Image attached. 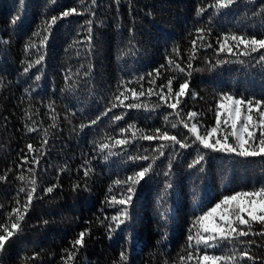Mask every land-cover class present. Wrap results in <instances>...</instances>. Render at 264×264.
I'll return each instance as SVG.
<instances>
[{"label": "trees", "instance_id": "trees-1", "mask_svg": "<svg viewBox=\"0 0 264 264\" xmlns=\"http://www.w3.org/2000/svg\"><path fill=\"white\" fill-rule=\"evenodd\" d=\"M89 3L90 0H85L84 5L79 0H24L21 5L19 0H0V177L6 176L0 180V224L10 225L8 213L19 207L17 199L23 205L26 197L17 193L21 187H31L30 179L37 180L36 196L40 197L34 199L22 232L0 255V264H62L61 257L66 255L63 250L70 248V241L86 229H90V236L85 237L86 247L69 264H113L125 249L129 264H178L196 216L224 195L264 186V157L245 159L214 153L195 144L187 149L176 146L175 152L166 149V155L156 162L157 174L137 188L131 225L121 226L109 239L104 226L107 221L101 224L105 215L110 217L116 212L104 203L108 187L116 178L124 179L138 170L139 163L127 161L123 154L105 162L95 145L108 136L123 138L120 128L129 123L149 133L168 127L164 117L172 112L156 95L146 94L138 102L147 105V109L117 107L102 115L111 107L113 96L124 90L122 82L131 81V87L139 91L142 86L147 93L149 87L159 91V86L171 76L177 77L173 81L174 90L184 78L189 79L190 92L197 95L184 98L183 110L201 113L200 122L207 126L215 123L220 93L264 97V66L256 64L259 54L245 57L241 55L242 46L234 48L232 54L219 52L217 43L227 33L264 36V14H259L264 0H239L219 15H214L215 10L209 7L215 0H119V3L97 0L94 16L85 12L58 20L46 46L41 47L40 37L32 35L51 16H59L73 7L83 10ZM199 8L205 11L198 16ZM253 12L258 14L254 16ZM17 14L21 18L13 25L11 21ZM87 20L93 21L91 51ZM199 28L207 33L203 41L197 38ZM29 38L36 47L25 51ZM208 44L212 47H207ZM41 54L45 57L41 64L23 75L27 62L35 61ZM192 55L195 58L190 61ZM169 59L184 67L185 73L174 71V66L169 68ZM189 62L191 69L187 67ZM157 68L161 72L158 78L153 72ZM189 71L191 77H187ZM85 72L89 74L85 76ZM150 72L152 76L148 75ZM35 75L41 79L35 81ZM66 75L71 79L66 81ZM141 76L144 79L137 83ZM153 78L156 84L150 85ZM129 102L131 99L125 103ZM49 103L55 112L48 107ZM157 103L161 106L153 107ZM125 112L123 120L113 123L114 115ZM97 116H100L97 124L80 130L81 124H90ZM169 121H174V114ZM34 122V126L48 129L49 143L44 149L46 155L36 167V175L32 176L28 168L35 165L21 166V157L27 154L31 159L36 154L27 152V144L40 145L42 132L26 130V125ZM53 123L57 127H49ZM168 130L187 135L183 127ZM157 143L137 141L127 151L137 155L148 149L147 154H151ZM198 148L205 153L204 172L197 170L201 165L188 167L197 157ZM169 156L174 187L169 190L166 203H162L164 184L169 179L163 172L167 170ZM85 161L90 165H85ZM88 166L94 171L85 178L83 172ZM21 173L24 181L18 179ZM75 184L81 187L74 191ZM52 185L59 186L45 194L44 189ZM164 207L169 213L166 227L161 219ZM253 239L261 242L260 237ZM251 251L264 258V247L252 245ZM35 254L38 257L31 259Z\"/></svg>", "mask_w": 264, "mask_h": 264}, {"label": "snow or ice", "instance_id": "snow-or-ice-1", "mask_svg": "<svg viewBox=\"0 0 264 264\" xmlns=\"http://www.w3.org/2000/svg\"><path fill=\"white\" fill-rule=\"evenodd\" d=\"M23 5L24 0H19ZM119 3V0H116ZM239 0H215V3L209 5V7L215 10L214 15H219L222 10L230 9L236 5ZM81 5L85 4V0H79ZM97 4V0H90V3L83 10H78L76 7L66 9L60 12L59 16L53 15L48 20L43 22L42 29L33 32V36L40 37V46L44 47L49 39V34L57 21L73 15H84L88 12L91 15H95L93 11ZM205 9L199 8L197 15H201ZM258 13L253 12V15ZM264 14V5L261 6V12ZM152 15L151 12L148 13ZM20 14H17L11 21L13 25H16L20 20ZM93 21L87 20L88 25L87 43L89 45V51H91L93 41V28L91 27ZM198 39L203 41L205 39V29L199 28L196 30ZM210 31V30H209ZM43 33V34H42ZM131 44V41L129 42ZM193 50L196 48V41L193 42ZM219 44V52L233 53L234 48H243L241 55L245 57H251L254 53L259 54L256 59V64L264 66V36L258 38L256 35L227 33L217 41ZM36 47L35 43L29 38V41L25 44V51L30 48ZM207 47H212L208 44ZM174 51L178 52L177 49ZM195 56L189 57L191 61ZM45 59L41 54L35 61L27 62L23 68V75L29 74L32 68L36 65H40ZM228 61H218L219 64L227 63ZM244 64L245 61H237ZM169 68H173L174 71L179 73H185V68L174 60H168ZM164 66L161 65V68ZM187 67L192 68L191 62ZM200 71V69H195ZM155 77L158 78L161 74L160 68L154 69ZM79 75V73H76ZM89 73L85 72L87 76ZM152 76L153 73H148ZM192 72H187V77H191ZM156 78L149 80L150 85L156 84ZM41 79L40 75H35V81ZM66 81L70 80V76H65ZM144 76L139 77L137 83L143 80ZM176 76H171L167 79L166 84L159 86V91H155L152 87L147 89L145 93L143 87L137 91L136 88L131 87V81L124 84L123 91H119L118 94L113 96V102L102 115L106 116L109 112L117 107H123L128 110L141 108L147 109L148 106L139 103L140 97L156 95L158 100L163 103V106L171 109L168 115L164 117L165 121L173 130L183 127L187 130V135H181L179 132L175 134L165 128L153 129L150 133L145 129L137 128L134 123L127 124V127L120 128V134L123 138L105 137L104 142H99L95 145L96 149L102 155V158L107 162L113 156L126 157L127 161L137 164L139 163L138 170L132 171L130 175H127L124 179L116 178L112 181V184L108 187V194L105 196V205L109 208H115L116 212L112 216H104L101 220V224L107 221L104 226L107 229L109 239L121 226L129 227L133 220L132 207L134 205V198L137 194V188L142 182H147L152 178L155 172L156 162L161 157L166 155V149H171L175 152L176 146L179 149H187L192 145H198L199 148L211 150L214 153H226L241 158L250 157H264V97L257 98L252 96H237L234 93H220L216 101L214 119L215 123L212 126L203 125L200 122L201 113L196 111L183 110L182 103L185 97H196L195 92H190L189 79L184 78L182 83H179L177 89H173V81L176 80ZM166 89V91H165ZM131 99L132 102L125 103ZM161 104L157 103L153 107H160ZM48 107L52 112H55V108L52 103L48 104ZM174 114V121H169V116ZM75 115V113H73ZM127 113H121L120 115L113 116V123L124 119ZM31 116L28 119L31 120ZM55 121V116L52 117ZM100 120V116L90 121V124H81L80 130L95 125ZM26 125L28 133L42 132V139L39 147H34L29 143L26 145L28 153H36L29 159L25 154L21 157L23 164H32L35 167H29L28 172L32 176L36 175V167H39L41 158L46 155V149L49 143L48 129H41L37 126ZM49 127L55 128L57 125L53 123ZM130 134V135H128ZM137 141H157V146L151 150V154L148 149L144 150L145 154L131 155L127 149L133 146ZM119 148L120 151H114ZM198 148L197 157L188 164V167L195 168L197 165H201L197 170L204 172L202 162L205 160V153L200 152ZM85 165H90L89 161H85ZM172 158L169 156L167 170L163 172L165 177H168L164 184V191L161 196L162 203H166L169 190L173 189L174 185L171 182L172 176ZM63 171V169H61ZM94 169L91 166L85 167L83 175L85 178L89 177ZM6 176L0 177V180H5ZM19 180L24 181L25 177L23 173L18 177ZM30 188L21 187L17 193L25 195L23 205L19 199L16 200V204L19 207H14L8 218L11 221L9 224H0V255H2L7 247L10 245L12 239L18 236L22 232L23 222L31 208L34 199L40 197L36 196L38 191V183L35 178L30 179ZM59 185H52L44 189L45 194L52 193ZM81 186L75 184L73 190H78ZM85 190L87 185L85 184ZM15 217V219H13ZM161 219L166 227L169 221V213L167 207H164L161 212ZM47 223V221H45ZM259 225V229L256 226ZM90 236V229H86L78 234L77 238L70 241V248L64 249L66 255L61 257L62 264H69L74 262L77 254L80 250L86 247L85 237ZM253 237H260L261 242L257 243ZM164 238H167V232L164 233ZM248 238V239H244ZM255 245L257 248L264 247V186H261L252 191H238L231 195H224L214 206L208 208L206 211H202L200 215L196 216L191 226L188 229V236L186 241V248L183 250V254L178 257V264H257L258 261H264V258L252 254L251 246ZM38 257L35 254L31 259ZM113 264H129V257L127 250H121L119 253L118 261H114Z\"/></svg>", "mask_w": 264, "mask_h": 264}]
</instances>
